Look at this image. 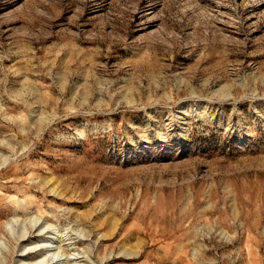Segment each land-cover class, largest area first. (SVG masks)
<instances>
[{
    "label": "rangeland",
    "instance_id": "obj_1",
    "mask_svg": "<svg viewBox=\"0 0 264 264\" xmlns=\"http://www.w3.org/2000/svg\"><path fill=\"white\" fill-rule=\"evenodd\" d=\"M25 246L264 264V0H0V264Z\"/></svg>",
    "mask_w": 264,
    "mask_h": 264
},
{
    "label": "bare ground",
    "instance_id": "obj_2",
    "mask_svg": "<svg viewBox=\"0 0 264 264\" xmlns=\"http://www.w3.org/2000/svg\"><path fill=\"white\" fill-rule=\"evenodd\" d=\"M26 234V233H25ZM25 234H23L22 235V237L25 235ZM50 242V241H49ZM44 247L47 249L48 247H49V245H48V241H46L44 244ZM29 246H25V247H23L22 248V250H20V253L18 254L19 255V257H18V262L20 263V264H49L48 263V261L50 260V259H46L47 258V254L45 253V252H42L40 255H41V257H39V259H37L36 261H34V262H27L25 259L26 258H29V256H28V251H29ZM32 249H36V244H35V246H33V248ZM31 248H30V250H32ZM51 249V248H50Z\"/></svg>",
    "mask_w": 264,
    "mask_h": 264
}]
</instances>
